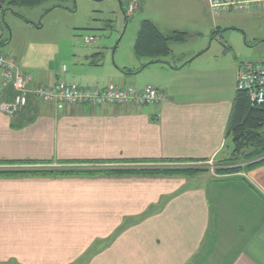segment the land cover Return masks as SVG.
Listing matches in <instances>:
<instances>
[{"label":"crops","instance_id":"0c3cea01","mask_svg":"<svg viewBox=\"0 0 264 264\" xmlns=\"http://www.w3.org/2000/svg\"><path fill=\"white\" fill-rule=\"evenodd\" d=\"M135 3L133 21H149L165 37L183 33L186 52L148 59L139 71L91 74V84L81 87L150 86L165 100L56 111L29 94L21 111L0 110V169L164 165L195 172L0 176V264H264V163L217 176L196 166L238 163L225 137L243 63L238 56L263 54L264 36L257 38L254 29L264 13L214 17L207 0ZM14 9L6 7L3 23L17 16ZM4 41V54L31 78L28 88L70 83L47 71L31 75L27 54ZM13 94L11 88L0 92V104ZM96 241L102 246L94 248Z\"/></svg>","mask_w":264,"mask_h":264},{"label":"rangeland","instance_id":"374dc122","mask_svg":"<svg viewBox=\"0 0 264 264\" xmlns=\"http://www.w3.org/2000/svg\"><path fill=\"white\" fill-rule=\"evenodd\" d=\"M122 4L127 8L125 1ZM123 11L117 0H43L34 8L14 9L18 17L6 18L2 25L3 39L9 42L12 40L22 54H27L25 66L31 75L34 72L47 71L81 87L91 84V74L110 71L114 76L118 68L124 67L139 71L147 62L148 59L138 58L133 51L140 27L137 21H133L136 14L126 16ZM254 32L257 38H263L264 21L260 20L256 24ZM88 38L93 39L90 45L84 43V39ZM186 49L187 45L182 41L171 42L169 55L181 56ZM7 50L1 49L3 53ZM238 60L264 65V52L262 55L253 53V57L238 56ZM262 132L264 127L259 130V133ZM249 151L250 149H245V152ZM239 157L236 164L230 160L232 164H228V167H217L213 161L196 166L208 167L211 175L217 176L236 173L256 165L247 156ZM95 166L87 167L92 170ZM159 166L160 170L168 167ZM182 169L190 172L196 170ZM92 245L99 248L102 243L96 241Z\"/></svg>","mask_w":264,"mask_h":264},{"label":"built area","instance_id":"2783aa9c","mask_svg":"<svg viewBox=\"0 0 264 264\" xmlns=\"http://www.w3.org/2000/svg\"><path fill=\"white\" fill-rule=\"evenodd\" d=\"M127 3V13L132 15L137 9L135 0H119ZM212 16L228 14L264 13V0H207ZM92 38L84 39L90 45ZM31 78L24 74L16 59L0 51V92L11 88L13 96L8 103H1L0 110L9 115L26 107L28 95L38 102L63 111L67 107L88 106L95 110L101 106L126 108L129 106H148L165 100V95L147 86L137 90L131 86L108 83L105 86L80 87L75 84L59 82L46 86L28 88ZM235 90L245 92L251 105L264 104V65L258 62H243L239 65L235 81Z\"/></svg>","mask_w":264,"mask_h":264},{"label":"trees","instance_id":"16d2710c","mask_svg":"<svg viewBox=\"0 0 264 264\" xmlns=\"http://www.w3.org/2000/svg\"><path fill=\"white\" fill-rule=\"evenodd\" d=\"M43 0H8L7 6L13 8H34ZM17 15V14H16ZM184 38L183 33H173L169 37L161 35L155 26L149 21H143L139 27L133 51L138 58H146L151 63L162 62L170 53L169 43L180 42ZM7 44L0 38V51ZM131 73V70L124 71ZM264 127V104L261 106L251 105L245 92L236 91L233 100L231 114L228 119L225 137L232 146V154L236 157L247 156L256 164L264 163V134L259 130ZM245 149H250L245 152ZM246 155H245V153ZM252 163V164H254ZM24 164H30L26 162ZM228 171V170H227ZM231 171V170H230ZM104 172L108 175L117 176H159V175H189L193 172L185 169H120V170H23V169H0V176L18 175H75V174H99Z\"/></svg>","mask_w":264,"mask_h":264},{"label":"water","instance_id":"95a60500","mask_svg":"<svg viewBox=\"0 0 264 264\" xmlns=\"http://www.w3.org/2000/svg\"><path fill=\"white\" fill-rule=\"evenodd\" d=\"M5 4V0H0V22L3 24V18L5 15V10H2L3 5Z\"/></svg>","mask_w":264,"mask_h":264},{"label":"flooded vegetation","instance_id":"af4514ba","mask_svg":"<svg viewBox=\"0 0 264 264\" xmlns=\"http://www.w3.org/2000/svg\"><path fill=\"white\" fill-rule=\"evenodd\" d=\"M7 2H8V0H7ZM7 2H6V6H5V4L3 5L2 10H6V7H8V6H7ZM0 23H1V22H0Z\"/></svg>","mask_w":264,"mask_h":264}]
</instances>
